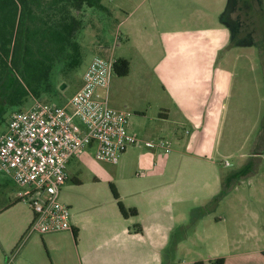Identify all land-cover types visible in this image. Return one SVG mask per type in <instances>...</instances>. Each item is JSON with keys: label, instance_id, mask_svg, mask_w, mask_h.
<instances>
[{"label": "rangeland", "instance_id": "374dc122", "mask_svg": "<svg viewBox=\"0 0 264 264\" xmlns=\"http://www.w3.org/2000/svg\"><path fill=\"white\" fill-rule=\"evenodd\" d=\"M138 1L100 0L99 7L84 4L79 12H75V16L79 19V29L76 33L80 50L78 65L54 77L56 88L53 92L39 97L30 95L21 106L9 107L0 120V133L5 131L10 112L13 110L26 109L35 100L55 104L66 103L81 86L82 74L95 56L105 59L108 57L126 59L129 62L126 77H117L113 72L111 74L108 87L109 105L120 108L125 102L126 107L123 109L129 113L128 131L137 135L142 141L156 142L163 138L168 142L170 152L161 153L160 149H154L158 150L154 160L150 159V152L154 151L153 149L150 150L143 144L130 146L114 165L97 160L93 150L86 148L83 154L69 160L67 164L69 176L65 184L60 187L58 199L69 206L71 216L80 222L82 234L85 231V234L90 236L102 226L115 225L117 218L122 221L136 215L130 213L127 217L121 215L111 187L114 188L125 209L133 208L129 206L137 203L140 209L146 207L142 203L143 194L138 195L136 192L145 184L154 185L155 181L148 183L149 177H139V175H143L142 170L150 169L153 163H161L165 157H168L170 162L164 175V179L168 182L164 187L169 193L163 195L158 190L156 195L153 193L148 199L155 202L156 206L164 203L166 222L168 214H171V224L177 225L172 230L173 239L180 234L188 237V240H182L177 248L173 240L169 250H165V255H162L164 252L160 253L161 257L165 256V260L171 264H189L192 259H206L215 249L211 247L209 243L211 241H204L200 247L197 246L192 239L195 236L194 227H198L197 235L205 238L207 233L204 229L210 230L212 223L219 218L222 220L219 226L223 228L225 237L236 239L241 234L239 231L241 227L236 222L241 218L232 219L233 213L241 212L247 207L250 212H257L261 216L259 219L264 220V0H231L235 3L233 7L235 15L240 20L243 19L242 15H246L247 24H244V30L238 29L239 19L235 28L241 35L251 31L249 36L254 47L247 50V57H239L233 65L230 64L229 68L235 71L232 101L234 104L237 102L234 105L236 112L226 111L229 115L224 117L226 120L223 122L225 126L220 149L213 153H205L209 159H212L220 176L234 171L241 162L243 165L246 164L245 174L240 176L241 183L237 184L235 194L226 200L220 199L225 192L222 186L216 195L218 199L215 198L216 196L213 198L209 196L212 191V174L207 167L206 173L196 167V163L199 166L204 162L202 158L198 159L189 152H182L179 148L177 139L184 141V138L188 137L186 133L192 131V127L183 115L176 113V108L168 103L165 95L161 93V84L157 78H153L154 83L146 80V72H150L151 77L149 66L159 56L161 45L153 35L143 38H138L137 34L133 37L128 36L134 26L135 18L144 16V11L147 10L148 0L136 6ZM127 12H130L129 20L119 24V21L125 17L124 13ZM144 25L146 33H150L149 20ZM238 34H235L236 40ZM144 46L146 52L139 50ZM145 53L148 55L145 56ZM236 53L238 55L240 52L236 51L232 56ZM143 78L145 83L142 81ZM167 104L171 107L170 118L168 122L163 123L159 121L157 114L162 109L160 107ZM190 105L187 104V107L192 109L193 106ZM225 147H227L226 151L223 150ZM236 149L240 150L235 152ZM242 153L247 155V158H243ZM238 155L242 156V160H238ZM145 162L150 164L146 165ZM18 190L19 188L9 177L0 173V246L4 248L7 258H11L14 251L24 245L25 248L21 251L23 256L24 253L29 252L32 253L33 258L38 257L48 262L46 248L40 242L42 235L35 233L31 238L25 239L22 237V232L19 234L26 223V218L30 215L29 206L19 200L14 206L6 208L9 205L8 201L16 199ZM139 225V223L130 224V229L134 230ZM251 241L253 244V239ZM225 242L227 246L225 253L232 252L233 244L227 240ZM73 246L74 240L71 238V248ZM157 260H160L158 256ZM36 261L39 263L40 260ZM71 264H75L72 259Z\"/></svg>", "mask_w": 264, "mask_h": 264}, {"label": "crops", "instance_id": "0c3cea01", "mask_svg": "<svg viewBox=\"0 0 264 264\" xmlns=\"http://www.w3.org/2000/svg\"><path fill=\"white\" fill-rule=\"evenodd\" d=\"M145 1L139 0L136 6ZM233 1L148 0L144 16L135 18L134 26L128 34L131 37L137 34L138 38L153 35L161 45L159 56L149 66L151 77L150 72H146V80L154 83L153 78H157L161 84V93L165 95L168 103L173 105L176 113L182 114L192 127V131L186 133L188 137L184 138V141L177 139L179 148L182 152H189L198 159L202 158L204 162L199 166L196 163V167L204 170L203 173L208 172V170L205 171L207 167L212 174V191L209 196L212 198L216 196L222 186L225 189L223 197L220 198L222 200L230 199L231 195L235 194L237 184L241 183L239 180L241 175L237 174L243 162L239 163L234 171L220 176L212 159H209L205 153H213L220 149L225 126L223 122L226 120L224 117L229 115L227 113L236 112L234 105L237 102L234 104L232 101L235 71L229 68L230 64L233 65L239 57H247V50L254 47L249 36L251 31L241 35L235 28L239 18L235 15ZM130 12L124 13L125 17L119 21V24L129 20ZM241 17L243 19H239L238 29L244 30L243 26L247 24L246 15ZM148 20L151 26L150 33H146L144 25ZM236 33L239 36L238 41L235 39ZM145 49V46L139 48L142 52H146ZM236 51L240 53L232 56V53ZM146 55L148 54L145 53ZM142 81L145 83L144 78ZM237 98L240 99V97ZM169 104L160 107L162 109L157 114L159 121L163 123L168 122L170 118ZM187 104H191L193 108L187 107ZM125 105L126 103L123 102L120 108L123 109ZM226 148L223 150L226 151ZM239 150L236 149L235 152ZM125 152L126 150L120 157ZM157 153L158 150L150 152V159L155 160ZM238 156L239 161L242 160V156L247 158L244 153ZM164 159L161 163H153L150 169L142 170L143 175H139V177H149L148 183L154 181L155 183L151 186L145 184L137 190L136 194H143L142 203L146 207L140 209L138 203L129 206L136 210L134 217L127 218L129 221L127 219L120 221L117 218L115 225L102 226L88 236L85 231L82 234L80 222L71 216L72 230L43 234L40 237V242L44 244L48 254V262L38 257L33 258L32 253L29 252L24 253L23 256L21 252L25 248L23 245L14 251L11 258L5 257V250L0 246V264H71V259L75 264H171L165 260V256L162 258L160 253L164 252L162 255H165V250H169L173 240L177 248L180 242L188 240V237L180 234L173 239L172 230L177 225L171 224V214H168L166 222L164 203L156 206L155 202L148 199L151 194L156 195L158 190L163 195L169 193L165 191L164 186L168 181L164 179V175L170 161L168 157ZM145 164L149 165L150 162ZM179 165L182 164L179 163ZM215 198L218 199L217 196ZM15 200L8 201L9 205L6 204V208L14 206L18 202ZM249 210L244 207L241 212L233 213L232 219L241 218L236 222L241 227L239 230L241 234L236 239L230 236L225 237L223 228L219 226L222 221L219 218L212 223L210 230L204 229L207 233L205 238L197 235L198 227H194L195 236L192 239L197 246L200 247L204 241H211L209 242L211 247L215 248L209 257L197 260L207 262L209 259L223 257L224 264H264V220L259 219L261 216L257 212ZM32 219L33 213L30 212L25 225L20 230L19 234L22 232V237L25 239L35 234L29 232ZM135 223L141 226L131 230L130 224ZM241 225L247 227L243 228L244 226ZM73 230L76 233V239L72 234ZM71 238L74 240L73 248H71ZM225 240L233 244V251L230 253H225L227 248ZM228 246L230 249V245ZM157 256L159 261H156ZM36 260H40L39 263ZM197 260L192 259L189 264Z\"/></svg>", "mask_w": 264, "mask_h": 264}, {"label": "built area", "instance_id": "2783aa9c", "mask_svg": "<svg viewBox=\"0 0 264 264\" xmlns=\"http://www.w3.org/2000/svg\"><path fill=\"white\" fill-rule=\"evenodd\" d=\"M112 57L95 56L82 74L79 89L64 104L35 100L10 112L0 133V173L19 188L15 198L31 212L29 232L39 235L72 230L71 210L59 201L73 157L93 150L99 161L116 164L130 146L143 144L169 153L163 138L140 140L127 129L128 112L108 102Z\"/></svg>", "mask_w": 264, "mask_h": 264}, {"label": "trees", "instance_id": "16d2710c", "mask_svg": "<svg viewBox=\"0 0 264 264\" xmlns=\"http://www.w3.org/2000/svg\"><path fill=\"white\" fill-rule=\"evenodd\" d=\"M84 4L101 6L100 0H0V120L9 107L21 106L28 96L53 92L54 77L78 65L79 19L75 12ZM128 71L126 59H114L117 77ZM245 167L237 175L245 174ZM111 189L121 215H135L136 210L125 209ZM72 234L76 236L74 230ZM194 264H224V258Z\"/></svg>", "mask_w": 264, "mask_h": 264}, {"label": "water", "instance_id": "95a60500", "mask_svg": "<svg viewBox=\"0 0 264 264\" xmlns=\"http://www.w3.org/2000/svg\"><path fill=\"white\" fill-rule=\"evenodd\" d=\"M61 88L63 87V85L60 86Z\"/></svg>", "mask_w": 264, "mask_h": 264}]
</instances>
